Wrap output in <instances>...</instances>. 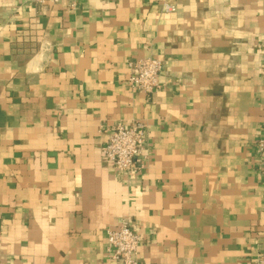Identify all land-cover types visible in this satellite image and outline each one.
I'll return each mask as SVG.
<instances>
[{
    "label": "crops",
    "instance_id": "1",
    "mask_svg": "<svg viewBox=\"0 0 264 264\" xmlns=\"http://www.w3.org/2000/svg\"><path fill=\"white\" fill-rule=\"evenodd\" d=\"M165 2L176 10L167 12ZM264 0H0V264H255L264 250ZM162 60L148 98L129 61ZM147 124L143 172L102 145Z\"/></svg>",
    "mask_w": 264,
    "mask_h": 264
},
{
    "label": "built area",
    "instance_id": "2",
    "mask_svg": "<svg viewBox=\"0 0 264 264\" xmlns=\"http://www.w3.org/2000/svg\"><path fill=\"white\" fill-rule=\"evenodd\" d=\"M30 1L44 11L48 6L58 4L61 0ZM163 9L173 12L176 6L165 2ZM129 65L133 69L129 77L130 86L151 98L160 87L162 60L146 57L129 61ZM261 131L262 134L258 139L259 169L264 175V121L261 124ZM102 152L106 160L114 166L120 178L143 172L149 157L145 121L141 119L132 120L130 123L116 121L109 128L107 140L102 145ZM106 232L107 251L110 258L120 261L121 264H141L139 251L142 235L128 219L120 220L117 227H109ZM255 264H264V250L258 253Z\"/></svg>",
    "mask_w": 264,
    "mask_h": 264
}]
</instances>
